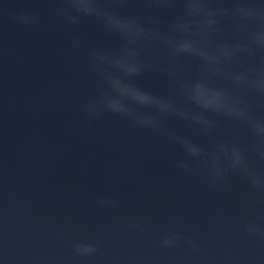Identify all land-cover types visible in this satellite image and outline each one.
Returning a JSON list of instances; mask_svg holds the SVG:
<instances>
[{"label":"water","instance_id":"water-1","mask_svg":"<svg viewBox=\"0 0 264 264\" xmlns=\"http://www.w3.org/2000/svg\"><path fill=\"white\" fill-rule=\"evenodd\" d=\"M103 3L126 16L155 15L161 30L172 16L150 13L144 0H125L118 8ZM52 6L49 0H0V264H198L183 243L160 247L169 231L195 241L208 264H264V242L244 232L249 221L264 217V205L253 203L264 196L242 176L233 173L213 187L202 167L193 163L186 172L176 166L190 158L161 132L110 114L84 123L83 105L96 98L102 82L71 65L85 63L93 50L115 52L121 42L105 37L91 18L66 24L49 12ZM33 11L39 13L34 26L15 19ZM230 23L224 39H232ZM73 36L86 51L72 46ZM165 57L160 50L156 60L146 59L163 64ZM183 63V77L194 78L197 62ZM134 82L160 96L175 95L174 82L160 72ZM253 114L264 119V108ZM209 115L217 126L207 135L179 118H163L164 127L207 151L234 140L253 167L264 170L248 129ZM101 196L115 207H101ZM78 240L96 242L98 252L76 257Z\"/></svg>","mask_w":264,"mask_h":264},{"label":"clouds","instance_id":"clouds-1","mask_svg":"<svg viewBox=\"0 0 264 264\" xmlns=\"http://www.w3.org/2000/svg\"><path fill=\"white\" fill-rule=\"evenodd\" d=\"M49 12L62 17L68 25L78 26L83 18L93 19L105 37H116L120 46L115 52L90 51L87 61L71 65L101 80L95 86L94 100L83 105V121L89 123L102 114L127 119L134 126L169 136L190 159L178 161L186 172L203 168L213 187L226 183L231 174H239L248 185L264 196V170L249 162L246 151L236 141L220 140L207 151L191 139L169 132L163 118H179L204 134L217 126L210 115L223 117L246 127L255 141L252 150L264 161V119L254 116V108H264V0H144L151 10L172 14L166 28L157 27L160 20L148 14L143 18L122 15L107 8L103 0H49ZM114 8L125 0H111ZM176 5H179L177 10ZM214 5V6H213ZM26 26L38 23L39 13H20L15 17ZM230 23L232 39H224L225 25ZM77 50L86 51L78 36L70 38ZM160 50L165 63L156 60ZM197 62L194 78L183 77V60ZM160 72L175 84L174 96H160L138 86L134 81L147 73ZM226 82V83H225ZM179 97L177 99L176 97ZM187 106V107H186ZM264 205V199L253 202ZM101 207L113 208L116 202L108 196L98 199ZM249 221L244 232L264 242V217ZM131 227L143 231L140 225ZM195 232V225H188ZM187 245L198 264H208L201 248L180 231H169L160 241L162 249ZM76 257L94 256L96 242L75 241Z\"/></svg>","mask_w":264,"mask_h":264}]
</instances>
